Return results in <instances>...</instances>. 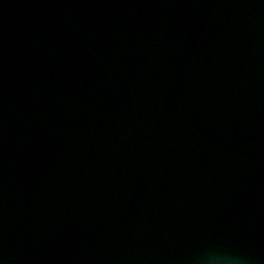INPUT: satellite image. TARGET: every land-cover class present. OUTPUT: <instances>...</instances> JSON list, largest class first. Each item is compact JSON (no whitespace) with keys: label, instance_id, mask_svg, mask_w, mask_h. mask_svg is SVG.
I'll list each match as a JSON object with an SVG mask.
<instances>
[{"label":"water","instance_id":"obj_1","mask_svg":"<svg viewBox=\"0 0 264 264\" xmlns=\"http://www.w3.org/2000/svg\"><path fill=\"white\" fill-rule=\"evenodd\" d=\"M0 264H264V0H0Z\"/></svg>","mask_w":264,"mask_h":264}]
</instances>
